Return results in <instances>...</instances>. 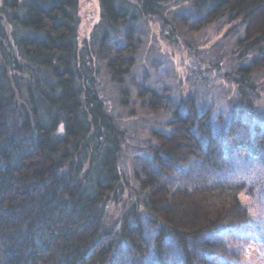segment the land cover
<instances>
[{
    "label": "trees",
    "instance_id": "1",
    "mask_svg": "<svg viewBox=\"0 0 264 264\" xmlns=\"http://www.w3.org/2000/svg\"><path fill=\"white\" fill-rule=\"evenodd\" d=\"M97 1L98 19L82 34L79 0H0V264H110L121 241L142 255L143 227L128 221L135 205L151 215L156 247L170 235L186 263L188 240L251 220L239 197L242 185L222 182L152 189L113 224L105 223L104 205L124 181L115 104L126 107L136 96L141 112L153 115L162 97L170 99L139 71L151 37H142V24L168 26L159 38L171 44L178 15L215 24L214 37L233 40L229 56L238 78L232 82L247 103L252 72L264 71V0ZM199 27L187 25L189 33ZM178 96L165 104L164 122L150 119L151 160L166 174L197 157L219 166L225 160L208 110L200 115L189 92ZM194 126L206 137L204 147ZM226 136L236 146L250 142L239 119ZM257 140L264 147V132ZM208 250L236 256L222 243Z\"/></svg>",
    "mask_w": 264,
    "mask_h": 264
},
{
    "label": "rangeland",
    "instance_id": "2",
    "mask_svg": "<svg viewBox=\"0 0 264 264\" xmlns=\"http://www.w3.org/2000/svg\"><path fill=\"white\" fill-rule=\"evenodd\" d=\"M182 9L185 15L188 14L185 8ZM79 13L80 30L85 34L98 19V1L79 0ZM172 15L173 12L166 15L168 22L173 21ZM176 18L172 25L178 38L173 44L159 38L161 30L164 33L169 30L159 20L142 24V37L146 41L148 34L151 37L149 48L143 50L140 53L142 57L138 58L139 71L146 72V85L155 86L162 95L169 92L171 102L169 98L166 101L162 97V106L153 115L141 112V102L136 96L135 100L131 97L127 104L132 111H128L127 106L115 104L113 113L124 132L118 160L124 181L117 187L115 197L108 195L109 200L104 205L105 223L112 221L113 224L122 213L127 212L131 203L134 205L138 201L140 204L143 195L152 189L192 186L200 182L241 184L239 197L247 207L251 220L241 227L223 225L196 240H188L186 263L184 254L170 235L164 237L159 249L156 247L157 231L151 215L135 205L128 213V221L142 225L146 237L145 251L137 255L126 241H121L110 264H203L204 260L213 264H264V147L257 148V137L264 132V71L252 72L256 80L248 94L249 102L245 103L232 82L238 78V74L234 73L236 60L229 56L230 50H233L232 38H219L220 34L214 37L216 25H204L203 19L188 17L181 20L180 15ZM187 25L192 29L193 26L200 27L195 30L196 33H189L192 29ZM248 64L245 60V66ZM142 74L138 80H143ZM186 92L194 97L200 115L208 110V127L220 144L225 161L215 167L197 157L166 174L157 169L147 151L148 141H153L149 126L151 120L164 122L165 104L174 105L178 95ZM234 119H239L248 127V144L236 146L228 140L227 128ZM195 129L194 126L192 130L204 147L206 137ZM211 243H222L236 256L226 259L211 253L208 250Z\"/></svg>",
    "mask_w": 264,
    "mask_h": 264
}]
</instances>
